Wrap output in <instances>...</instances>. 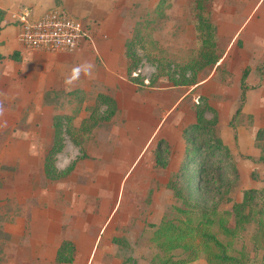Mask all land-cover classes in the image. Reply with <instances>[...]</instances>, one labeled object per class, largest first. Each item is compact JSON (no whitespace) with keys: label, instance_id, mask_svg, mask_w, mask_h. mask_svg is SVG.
Instances as JSON below:
<instances>
[{"label":"rangeland","instance_id":"obj_1","mask_svg":"<svg viewBox=\"0 0 264 264\" xmlns=\"http://www.w3.org/2000/svg\"><path fill=\"white\" fill-rule=\"evenodd\" d=\"M158 1L78 0L83 15L73 17L84 34L59 72L50 75L51 55L30 53L42 58L22 64L18 78L0 85V227L15 208L25 220L19 245L10 242L18 249V264L29 245L41 253L30 264L47 263L64 239L78 243L80 254L72 264H151L152 226L174 217L180 205L168 184L185 156L183 132L196 123L197 108L216 120L215 132L237 162L240 176L231 199L241 202L246 190L264 186V140L256 139L264 128V0H212L221 58L199 73L197 84L183 87L157 71V57L182 68L199 56L196 0H170L157 13ZM19 2L13 11L60 7L55 0ZM144 22L157 46L138 48L143 61L134 76L145 82L137 86L126 75L124 52ZM244 73L251 86L244 111L254 124L234 132L229 122L240 105ZM99 95L114 99L117 111L99 121L82 153L66 135L56 166L71 173L48 179L43 156L52 146L53 118L78 114L74 126H79L92 108L95 116H104L110 105L97 103ZM31 150L37 152L26 153ZM252 231L244 232L246 241Z\"/></svg>","mask_w":264,"mask_h":264},{"label":"trees","instance_id":"obj_2","mask_svg":"<svg viewBox=\"0 0 264 264\" xmlns=\"http://www.w3.org/2000/svg\"><path fill=\"white\" fill-rule=\"evenodd\" d=\"M169 1L159 0L156 12H161ZM211 2L196 0L197 29L201 37L199 56L185 62L182 68L157 57V71L176 87L197 84L199 73L214 67L221 58L215 37L217 27L210 18ZM5 15L1 10L0 31ZM150 29L149 22L138 24L134 36L125 44L126 75L137 86L145 82L134 76L143 61L138 48L146 50L147 46H157ZM2 57L0 54V60ZM260 68H264V63ZM246 76L244 73L241 79L240 105L229 122L234 132L239 126L254 124V117L244 111L247 91L251 88ZM98 97L97 103L110 105L104 116H95L96 110L92 108L79 126H74L78 114H60L53 118L52 146L44 158V173L48 179L59 180L71 173V168L60 171L56 166L66 135L82 153L87 136L99 121L110 120L117 111L114 99L106 95ZM204 112L203 108H197L196 123L183 132L185 156L168 184L180 205L174 217L163 218L159 225L152 226L149 240L156 251L151 264H193L200 258H204L206 264H264V186L246 190L241 202L231 199V190L240 176L237 162L229 147L217 136L216 120H207ZM256 139L264 140L263 127L258 129ZM229 204L231 207L226 208ZM251 228L253 231L246 241L244 232ZM239 242L242 244L237 247ZM75 258L76 245L63 241L57 249L55 264H72Z\"/></svg>","mask_w":264,"mask_h":264},{"label":"crops","instance_id":"obj_3","mask_svg":"<svg viewBox=\"0 0 264 264\" xmlns=\"http://www.w3.org/2000/svg\"><path fill=\"white\" fill-rule=\"evenodd\" d=\"M78 1V0H77ZM76 0H55V5L60 7H55V8H61L69 12L72 16L75 17H81L83 15L82 10L80 11L78 9V2ZM20 2L19 0H0V11H5L6 15L3 19V22L1 23V31H0V54L3 56L2 59L0 60V85L3 84V80L5 79H13V78H18L19 72H20V67L21 65L25 63H29L30 61H39L38 59H41L39 55H31L30 53H39V54H48L51 55V57H48L47 60L52 64V66L49 68L51 71L52 77L55 73L59 72V69L61 66L64 64V59L66 55H68L70 52H59V53H45V52H37V51H30L24 47V45L21 42V31L19 26L14 23L11 18L10 14L12 12L18 11L22 8H19L17 10L12 9V7L18 5ZM54 2L52 3V5ZM62 5V7H61ZM52 8V9H55ZM81 8V4H80ZM11 9V10H10ZM50 11V10H49ZM36 16H40L45 12L42 13H37L33 11ZM47 12V11H46ZM8 21L10 23H13L15 26H6L8 25ZM15 34L14 37H10V35ZM111 41V40H110ZM21 42V44H20ZM114 44L115 41L112 40L109 46ZM54 60V61H53ZM29 61V62H27ZM45 61V60H43ZM4 64H7L8 68L4 70ZM264 79V75H263ZM63 93V92H62ZM1 123V121H0ZM160 127V126H159ZM29 140H34L33 138H28ZM52 142V140H51ZM37 151L31 150L26 153H36ZM47 152L44 153L43 158H45ZM17 207V206H16ZM15 208L12 212V217L10 216L9 219L6 217H3V219L8 220L4 224V226L0 227V264H18L19 262V253L18 249L16 248H11L13 243L11 244L10 242L12 240H16V246H18V241L20 236H23V230H24V221L20 215H18V211ZM49 229V228H48ZM48 231H51L50 229ZM50 232H48V235ZM32 239V237H30ZM30 241V240H29ZM63 241H72L76 245V258L78 257L79 253V247L77 241L73 239H64L61 240L58 244V246L55 248L53 253L51 254V259L45 264H55V256L57 249L60 247L61 243ZM33 243V242H30ZM11 245V246H10ZM20 246H19V251H20ZM40 250L32 247L29 245L24 251H23V264H30L33 259L40 257L41 253L39 252ZM74 263V262H73Z\"/></svg>","mask_w":264,"mask_h":264},{"label":"built area","instance_id":"obj_4","mask_svg":"<svg viewBox=\"0 0 264 264\" xmlns=\"http://www.w3.org/2000/svg\"><path fill=\"white\" fill-rule=\"evenodd\" d=\"M10 18L19 26L21 42L30 51L73 52L85 30L80 20L61 8L36 16L32 9L23 7L12 12Z\"/></svg>","mask_w":264,"mask_h":264}]
</instances>
